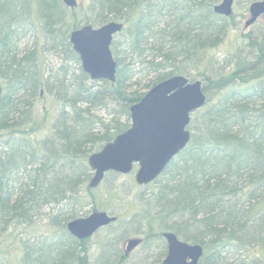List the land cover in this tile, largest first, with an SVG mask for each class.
Here are the masks:
<instances>
[{
  "label": "trees",
  "instance_id": "16d2710c",
  "mask_svg": "<svg viewBox=\"0 0 264 264\" xmlns=\"http://www.w3.org/2000/svg\"><path fill=\"white\" fill-rule=\"evenodd\" d=\"M219 1L84 0L69 9L61 0H0V237L18 230L24 247L34 249L29 253L39 250L25 264H87L86 240L74 242L66 222L92 203L89 155L130 126V106L153 85L173 75L190 78L188 67L206 68V54L228 28L229 17L213 10ZM35 21L41 43L20 51L18 35ZM109 21L123 23L111 44L113 83L92 80L69 42L71 30ZM54 56L59 61L48 60ZM229 61L222 66L232 77L228 87L210 93V103L194 113L189 142L138 205L146 236L162 241L170 231L200 244L199 264H264V29ZM135 77L144 80L141 88L132 89ZM43 90L58 102L49 127L36 106ZM111 186L109 196L119 188ZM45 218L63 235L51 233L48 260L40 253L44 241H36L43 234H31ZM115 247L98 264L124 262Z\"/></svg>",
  "mask_w": 264,
  "mask_h": 264
},
{
  "label": "water",
  "instance_id": "95a60500",
  "mask_svg": "<svg viewBox=\"0 0 264 264\" xmlns=\"http://www.w3.org/2000/svg\"><path fill=\"white\" fill-rule=\"evenodd\" d=\"M73 9L78 0H61ZM234 0H220L213 10L223 16L232 14ZM249 17L244 25L250 26L264 15V0H256L248 7ZM123 24L109 21L100 26L84 24L69 34L72 49L78 54L82 70L92 80L114 82L117 73L111 44ZM3 87L0 83V97ZM206 102L200 80L190 81L183 75H174L153 85L129 108L130 126L117 134L99 150L89 155L87 164L92 171L89 188H95L108 171L120 174L133 172L135 182L147 185L155 180L173 157L190 140L188 124L191 113ZM137 166V167H135ZM116 217L105 211H93L67 223L68 232L77 239H86ZM167 253L161 264H199L203 254L200 244L181 240L173 232H163ZM141 242L139 237L129 238L128 253Z\"/></svg>",
  "mask_w": 264,
  "mask_h": 264
},
{
  "label": "rangeland",
  "instance_id": "374dc122",
  "mask_svg": "<svg viewBox=\"0 0 264 264\" xmlns=\"http://www.w3.org/2000/svg\"><path fill=\"white\" fill-rule=\"evenodd\" d=\"M82 1L84 0H78L77 4ZM248 7L249 3H245L243 0H235L233 14L227 19L228 28L223 37V41L206 54V68H187L188 73L191 75L189 79H199L202 81V84H204L202 78L205 77L208 79L206 85L210 87V92L207 93L205 104L210 103L208 100L210 93L213 98L215 96L213 95V91H224L232 79L228 73L226 74L225 71L227 69H223L222 66L229 61V59L232 60L235 58L239 47H242L243 43L249 39V37L252 38L264 29L263 17H259L257 22L250 26L246 27L244 25L249 17ZM31 27L32 29H30V31L28 30L27 33L24 32L26 34L22 33L18 35V49L20 51L32 48L35 42L36 46H39L41 43L42 34L39 22L35 21ZM48 60L53 63L59 61L56 56L50 57ZM217 76L218 78H216ZM136 78L137 77L132 80V89L136 87L141 88L144 84V80ZM214 78L216 79L211 83V80ZM135 82H139L140 84H134ZM0 83L2 87H4V80L0 79ZM42 93V99L38 100L36 103L38 107V116L45 119L46 127H49L58 110V102L52 94L44 92V90ZM194 113H192L191 118H193ZM97 114L106 117L104 111H97ZM111 185H117L119 188L118 190L116 189L114 195L109 196L108 190L112 189ZM148 190L147 185H139L134 181L133 174L116 173L114 175H106L102 182L88 193V198L93 203L86 208L89 213L96 210H104L111 215H115L116 219L115 223L101 228L93 236L86 239L84 246L88 251L87 264H98V259H100V257L104 258V256L107 255L114 256L115 254L114 251L112 252V249L116 248L115 246H118L119 252L123 253L128 238L139 236L140 238L142 237L141 244L133 251L131 250L132 252L129 251L131 253L128 259L120 264H152L157 260L161 261L166 251L164 240L161 241L156 237H150V235L146 236L143 233L146 228L143 224V222H145L143 219L144 210L138 205V199L140 193H144L145 196ZM50 208L52 207L49 206L42 212L48 213L52 210H50ZM52 225V222L47 221V218L36 220L33 224L34 232H31V234H44L43 232H47L46 230L48 228L49 234L54 231L61 235L62 228H55ZM124 230L128 232L125 237L122 238L121 235ZM136 230H140V232L136 234ZM17 231L18 230L6 232L0 237V264H20L23 248L20 242L22 240L18 239ZM55 237H57V234H55L54 239ZM62 237L63 235L60 236L59 240H61ZM144 238H147V240ZM117 239H119L118 242ZM36 241H44V238L36 239ZM114 261L115 259L113 262Z\"/></svg>",
  "mask_w": 264,
  "mask_h": 264
},
{
  "label": "flooded vegetation",
  "instance_id": "af4514ba",
  "mask_svg": "<svg viewBox=\"0 0 264 264\" xmlns=\"http://www.w3.org/2000/svg\"><path fill=\"white\" fill-rule=\"evenodd\" d=\"M260 17H263V15H261ZM264 18V17H263ZM68 222V221H67ZM67 222H66V224H67ZM113 223H115V221L114 222H112V223H110V224H108V225H106V226H109V225H111V224H113ZM106 226H104V227H106ZM104 227H102V228H104ZM66 230H67V225H66ZM47 232H45L42 236H43V238H44V248H43V250L40 252V253H42V256L46 259V260H48V258H50V256H51V254H50V251H49V249H47L48 248V246H50L51 245V233L49 234L48 233V228H47V230H46ZM54 232V231H53ZM52 232V233H53ZM67 232H68V230H67ZM69 233V232H68ZM56 234V232H54V234L53 235H55ZM69 237L74 241V242H76V243H78L79 244V242L81 241V240H78V239H76L74 236H72L70 233H69ZM32 240V238L30 239V241ZM25 241H27L28 242V240H25ZM21 242V244H22V252H23V254H22V257H21V260H20V264H25L26 263V259H25V257L28 255V254H35L36 252H39V250H35V251H33V252H31V253H29L31 250H34V249H27V248H25L24 247V243H23V241H20ZM165 242V241H164ZM166 244V243H165ZM37 249V248H36ZM38 249H40V248H38ZM134 250V249H133ZM132 250V251H133ZM131 251V252H132ZM58 252H61V251H58ZM131 252H129V253H126L125 252V249H123V253H122V256H124V258H125V260H127L128 259V257L130 256V253ZM78 253H80V252H78L77 251V253L75 252V254H76V256L78 257V256H80L81 257V253L80 254H78ZM79 258H78V261L76 260V262H75V264H80L79 263ZM70 264H72L71 262H70Z\"/></svg>",
  "mask_w": 264,
  "mask_h": 264
}]
</instances>
